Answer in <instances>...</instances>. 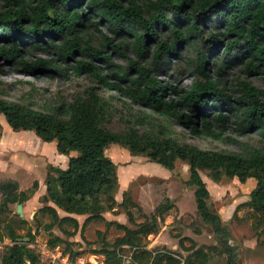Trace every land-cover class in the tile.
Instances as JSON below:
<instances>
[{
	"label": "trees",
	"instance_id": "1",
	"mask_svg": "<svg viewBox=\"0 0 264 264\" xmlns=\"http://www.w3.org/2000/svg\"><path fill=\"white\" fill-rule=\"evenodd\" d=\"M6 3L7 8L0 11V58L19 63L32 75L52 70L66 72L43 58L25 60L30 51L55 49L59 60L65 63L75 58L72 69L76 76L88 74L96 81L71 101L58 102L47 111L0 97V115L6 117L13 130H34L43 141H56L58 152L69 156L66 169L52 166L44 201L52 200L68 212L88 213L82 231L94 221H104L108 228L115 225L125 231L114 243L103 236L102 247L93 250L105 256V264H123L120 256L123 246L132 250L134 264H209L214 256L222 254L227 257L224 264H243L230 243L228 227L208 204L211 191L199 169L210 170L216 180L222 174L238 176L243 183L257 179L252 199L243 205L264 214V146L238 141V151L202 149L181 142L169 124L174 121L192 135L206 132L221 137L215 130H225L234 123L240 133H256L264 139V93L245 82L239 83L240 88L229 89L209 73L210 57H213L211 65L221 61L216 70L218 75L232 62L242 61L247 72L253 74L264 68V0H7ZM100 25H105L113 35L105 34L95 46L83 33L92 26L102 33ZM209 26L214 31L207 33ZM127 36L132 38L131 44L141 60H130V65L123 67L113 61V54H123V40ZM116 37L120 42H115ZM182 44L196 51L189 62L197 76L189 89L179 90L165 85L156 74ZM149 55L151 62L142 64ZM97 61L105 66L97 65ZM169 88L178 98L167 95ZM112 89L150 111L143 110L135 116L138 127L129 124L126 131L117 132L104 125L114 117L112 101L105 94ZM154 113L168 116V121L158 120ZM112 143H123L132 154H145L171 170L176 159L188 162L197 209L212 226L217 244L198 246L194 239L180 237L179 245L187 251L186 256L166 247L149 249L143 239L159 232L165 213L175 207L170 200L137 229L107 221L102 213L120 205L126 209L130 221L135 222L133 213L127 209L130 200L118 202L112 195L119 183L116 163L106 154ZM73 151L79 154L70 155ZM38 187V181L27 190H20L16 181L5 182L0 187V211H10L9 204L26 202ZM103 197L111 204L103 206ZM132 205L136 206L133 202ZM40 213L50 218L44 225L50 235L48 245L66 243L65 252L71 260L80 256L81 252L73 250L71 242L52 232L58 226L68 236L76 234L80 228L77 219L61 217L49 205L40 208ZM35 219L39 228L41 223L37 216ZM19 223L28 224L25 219ZM7 228L12 244L4 247L0 264H40V255L29 246L35 240L32 228L24 236L15 231L11 222ZM24 237L29 241L22 240ZM186 240L190 241L189 246Z\"/></svg>",
	"mask_w": 264,
	"mask_h": 264
},
{
	"label": "rangeland",
	"instance_id": "2",
	"mask_svg": "<svg viewBox=\"0 0 264 264\" xmlns=\"http://www.w3.org/2000/svg\"><path fill=\"white\" fill-rule=\"evenodd\" d=\"M29 2L30 0H24ZM7 0H0V11H4ZM99 32L95 27L85 31V39L93 40L95 46L103 41V36H112L105 25H100ZM214 31L212 27L207 28V33ZM167 39L166 36L163 37ZM115 42H120V38H114ZM123 54L114 53L113 61L123 67L130 65V60H141L134 50L130 36L124 38ZM169 40V39H168ZM223 45V43H222ZM203 49L209 50L208 46ZM105 49L111 51L110 48ZM222 47H220L221 52ZM215 54H212L214 56ZM196 56L194 49H189L185 44L179 46L176 55H171L169 60H165L156 77L163 81L165 85L176 87L179 90L189 89L196 76L190 67V58ZM37 58L49 60L66 72L50 71L39 72L37 75L29 74L16 62L7 61L0 58V97L10 101L30 105L38 110L47 111L50 107L61 101H71L74 95L82 92L88 86L95 85L93 76L83 74L76 76L72 65L75 58L68 63L59 60L57 51L50 49L48 52L41 50L30 51L26 55V61H35ZM73 58V57H72ZM210 75L214 79H219L229 86V89L240 88L239 83H248L264 93V68L261 67L256 73H248L246 65L240 62H232L224 67L221 75L217 69L221 64L211 65ZM74 60V61H73ZM151 62V56L142 60V64ZM97 65L104 67L101 61ZM106 96L112 101L114 117L111 122H105V126L117 132L126 131L129 124L138 127L135 116L140 112L147 111L128 96L117 90H106ZM167 95L170 98H178L175 93L168 89ZM264 98V95L263 97ZM158 120L168 121V116L154 113ZM0 187L2 184L13 178L18 179L19 187L24 190L33 187L35 181L46 183L48 174L52 172L51 161L55 148L51 144H46L34 130H13L4 115H0ZM174 128L175 136L181 142H188L202 149L230 152L238 151V141H247L256 146H264V139L256 133L242 134L236 130V125L232 123L225 130H215L221 137L206 132L200 135H192L187 129L175 123L169 124ZM106 154L116 163L119 183L112 191V195L122 202L123 199L130 200L128 210L135 218L131 222L126 209L123 206H115V211L108 212L112 220L123 222L128 227L137 229L138 226L150 220L157 212L158 208L170 200L175 207L165 213L164 221L160 222V230L150 234L143 240L149 249L166 247L176 253L187 255L179 245L180 237H190L200 245H215L217 237L212 230V226L206 223L201 217L195 200V186L191 183L190 164L181 159L175 160L174 168L168 169L160 163L152 161L145 154H132L123 143H112L106 150ZM63 165L62 163L57 164ZM202 178L207 183L211 194L208 199L209 206L218 212L230 233V243L235 247L238 260L243 264H264V214L255 211L253 208L243 205L249 202L251 192L257 187V179L250 178L243 183L238 176L227 177L222 174L219 180L214 179L213 172L208 169H199ZM136 205L133 206L132 202ZM103 206L111 204L108 198L103 197ZM39 207L34 206L25 214L28 224L19 223V215L16 208L10 212H2L0 215V233L7 235V224L11 222L13 227L25 235L29 227L33 226L35 213L39 215L42 223L50 221L48 216L40 213ZM32 221V223H31ZM35 225V224H34ZM72 229L71 226H69ZM55 234H64L55 227ZM125 231L115 225L107 227L104 221H94L89 224L83 233V242L78 241L73 246L75 250H83L82 257L84 264H105V256L101 253H93L102 247L103 236L109 243H114L119 236H123ZM50 235L47 230L41 228L36 237L37 245L47 243ZM66 238V237H65ZM12 242L10 241L11 244ZM185 244L190 245L186 240ZM66 243L60 245V250H66ZM4 248V245H3ZM39 248L36 252L41 255ZM123 264H132L129 256L132 253L130 247L123 246ZM226 255H216L209 264H224ZM81 262V261H80ZM41 264H48V261L41 259ZM59 264H67L59 261ZM70 264H79L72 260Z\"/></svg>",
	"mask_w": 264,
	"mask_h": 264
},
{
	"label": "crops",
	"instance_id": "3",
	"mask_svg": "<svg viewBox=\"0 0 264 264\" xmlns=\"http://www.w3.org/2000/svg\"><path fill=\"white\" fill-rule=\"evenodd\" d=\"M46 144H51V145H53L54 146V148H55V151L56 152H54V154H53V161H51V165L52 166H54V167H59V168H61V169H66L67 168V166H68V161H69V156H67V155H64V154H60L59 152H58V149H57V142L56 141H52V142H45ZM79 153L77 152V151H73V152H71V154L70 155H72V156H76V155H78ZM60 163H62L63 165H60V166H58L57 164H60ZM12 181H16L17 183H18V179H15V178H13V180ZM19 189L20 190H24V188H22V186L21 187H19ZM45 196H47V185H46V183H42V182H40L39 183V187H38V189L35 191V193L26 201V202H24V203H22V208H23V210H22V214H20V213H18V210H17V205L19 204V203H12V204H9V210L11 211L12 209H13V207H15L16 208V213L19 215V219H25V214L30 210V208H32V207H34V206H37V207H39V205L41 204L42 206H40L41 208L43 207V206H46V205H49V206H52V207H54L57 211H58V213H59V215L61 216V217H64V216H71V217H74L75 219H77V221L79 222V224H80V228H79V230L77 231V233L76 234H74V235H70V236H68V235H66L58 226H55V227H57L63 234H64V236L66 237H63V236H61V235H58V234H55V232L53 231L54 230V228H53V230H52V232L55 234V235H57V236H60L62 239H64V240H66V241H68V242H71L72 243V248H73V250H75L74 249V245H75V243H77L78 241H82L83 242V233H84V229L89 225V224H91V223H89L84 229H83V231H82V226H83V224H84V222L86 221V219L90 216L88 213H75V212H68V211H65V210H63V209H61L60 207H58L57 205H56V203H54L52 200H48V201H44V197ZM1 202H2V192L0 191V205H1ZM115 209L116 208H114V209H112V210H107V211H105V212H103L102 213V216H104V218L107 220V221H118V220H112V218H110L109 216H108V212H113V211H115ZM10 211H5V212H10ZM39 211H40V209H39ZM1 213H2V211H0V215H1ZM42 214V213H41ZM36 216H37V218H38V220H39V215L37 214V213H35V216H34V218H33V222H34V224H32L33 226H31V228H32V233L33 234H35V240L29 245L30 247H32V248H39L40 247V249H39V251H40V253H41V255H40V260L41 259H43L44 261H48V264H59V261H62L63 263H67V264H70L71 263V259H70V254L69 253H67V252H65V251H61L60 250V245H58V246H56V247H52V246H50V245H48V240H47V243H45V244H43V245H37V243H36V237H37V234L39 233V231H40V229L41 228H44V225L47 223H42L40 220H39V222L41 223V225L39 226V228H38V223L36 222ZM44 216H48L49 217V215H44ZM26 220V219H25ZM27 222L29 223V221L27 220ZM118 222H120V221H118ZM31 223H32V221H31ZM120 223H122V224H124L123 222H120ZM126 225V224H125ZM65 227H67V228H69L68 226H66L65 225ZM37 228H38V232L36 233V230H37ZM70 229V228H69ZM15 231L18 233V234H20V231L19 230H17V229H15ZM20 235H22V234H20ZM26 235V234H25ZM22 236H24V235H22ZM2 238L3 239H0V259H1V256H2V253H3V251H4V248H3V245H4V247L6 246V245H11V244H8V243H10V241H11V239L7 236V235H4V234H2ZM22 240H24V241H29V238L28 237H24V238H22ZM12 242V241H11ZM100 249V248H99ZM76 251H78V252H81V254H80V256H78L75 260L77 261V263H79V264H84L85 262V258L84 257H82L81 255H82V251L83 250H76ZM81 261V262H80ZM40 264H41V262H40Z\"/></svg>",
	"mask_w": 264,
	"mask_h": 264
},
{
	"label": "water",
	"instance_id": "4",
	"mask_svg": "<svg viewBox=\"0 0 264 264\" xmlns=\"http://www.w3.org/2000/svg\"><path fill=\"white\" fill-rule=\"evenodd\" d=\"M17 210H18V213L22 214V210H23L22 204H18L17 205ZM234 249H235V252H236V246L234 247Z\"/></svg>",
	"mask_w": 264,
	"mask_h": 264
},
{
	"label": "built area",
	"instance_id": "5",
	"mask_svg": "<svg viewBox=\"0 0 264 264\" xmlns=\"http://www.w3.org/2000/svg\"><path fill=\"white\" fill-rule=\"evenodd\" d=\"M127 247H129V246H127ZM120 256H121V257H125L124 254L122 253V251H120ZM129 260L131 261L132 264H134V263L132 262V253H131L130 256H129Z\"/></svg>",
	"mask_w": 264,
	"mask_h": 264
}]
</instances>
